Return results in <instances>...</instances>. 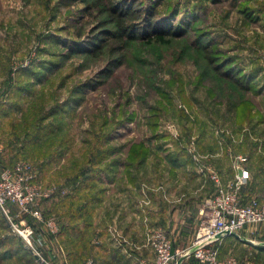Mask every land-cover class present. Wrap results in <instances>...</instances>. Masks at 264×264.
Returning a JSON list of instances; mask_svg holds the SVG:
<instances>
[{"label": "rangeland", "instance_id": "1", "mask_svg": "<svg viewBox=\"0 0 264 264\" xmlns=\"http://www.w3.org/2000/svg\"><path fill=\"white\" fill-rule=\"evenodd\" d=\"M108 1L0 0V171L30 163L41 193L39 217L12 220L32 229V247L0 210V264L108 262L118 254L124 192L147 208L153 258L148 237L161 232L175 259H195L187 251L201 221L193 236L168 233L151 216L152 201H162L164 181L182 185L183 165L218 176V159L221 183H232L229 171L246 161L238 150L260 143L250 134L264 130V0H113L134 2L135 15L157 6L156 30L181 32L148 41L142 24L124 50L106 38L114 29ZM210 50L219 71L205 61ZM233 97L253 103L251 120L250 105L233 109ZM130 148L134 163L146 158L139 168H125ZM257 226L264 223L249 227ZM220 246L240 262L232 246Z\"/></svg>", "mask_w": 264, "mask_h": 264}, {"label": "crops", "instance_id": "2", "mask_svg": "<svg viewBox=\"0 0 264 264\" xmlns=\"http://www.w3.org/2000/svg\"><path fill=\"white\" fill-rule=\"evenodd\" d=\"M250 136L254 140H260V143L258 146L238 150L239 154L246 157V161L241 164V170L235 171L233 169V171H229L228 175L230 179H235V174L236 178L242 174L246 176L240 190L242 204H248L252 199H256L260 205L264 206V130L260 133L250 134ZM213 153H216V149L213 150ZM219 163L222 165L218 159H215L216 165L211 172L218 173L223 182L222 177L223 179L225 177L222 173L226 167L222 169ZM227 169L232 170L228 166ZM181 170L189 172V174L184 175L182 185L180 186L179 182L176 181H164L165 194L159 195L161 199L163 196L162 201H152L151 206L154 209L149 210L148 208V210H155L154 213H150L151 216L155 218L156 223L163 224L168 233L186 237L195 234L201 221L200 210L206 200L215 194L217 183L214 182L211 175L207 177L203 170L201 168L199 170L195 165H183ZM132 197L133 195L127 199L125 192L123 196L121 194L118 196V199H122L119 201L116 215L117 236H119L116 239L119 247L116 250L118 254L103 264H142L153 258V253L147 245L146 230L148 229L142 224V216L144 217V215H142L141 210L144 211L147 208L141 209L136 202V196L129 203ZM239 237L228 236L222 240L221 244L232 246L235 253L238 254L241 264H264V227L242 229ZM229 238H234L236 241H232V243ZM237 240L241 244H237ZM181 243L178 242L180 246H182ZM221 249L222 246L219 250L220 257L225 258ZM178 250L181 251L182 248L180 247ZM183 262L184 264H201L193 258H185Z\"/></svg>", "mask_w": 264, "mask_h": 264}, {"label": "built area", "instance_id": "3", "mask_svg": "<svg viewBox=\"0 0 264 264\" xmlns=\"http://www.w3.org/2000/svg\"><path fill=\"white\" fill-rule=\"evenodd\" d=\"M1 152L0 147V154ZM211 178L217 183L216 192L206 200L200 210L201 228L187 255H192L201 264H241L233 257L221 258L220 243L228 237L227 234H236L239 237L240 231L245 227L264 223V206L256 199L242 204L240 190L246 179L245 175L238 176L227 185H223L216 174ZM39 195L41 193L36 175L30 163L18 162L11 168L0 171V210L10 226L31 247L32 229L20 227L19 223L15 224L12 220L24 214L39 217L40 214L35 209ZM11 207H16L18 212L12 214ZM46 226L52 229L50 222ZM148 241L154 250V258L144 264H179L181 255L174 258L171 242L164 233H152Z\"/></svg>", "mask_w": 264, "mask_h": 264}, {"label": "trees", "instance_id": "4", "mask_svg": "<svg viewBox=\"0 0 264 264\" xmlns=\"http://www.w3.org/2000/svg\"><path fill=\"white\" fill-rule=\"evenodd\" d=\"M133 4H128L126 1H119L115 2L113 0H109L108 3L106 4L107 6L105 7V12L108 15L111 23L114 26V29L112 32H107L106 38L108 39L109 37L114 40L118 44L119 50H124V47L126 46V42L130 39H132L134 36L138 34L140 31V26L143 24L147 26L146 30H149L148 32V41H155L159 43H165L168 42L169 39H166L167 36H180L181 32H175L171 28L167 29V26L163 27V32L164 30L167 32H162L159 30L158 25L160 24L157 19H155L156 14H157V6H151L150 9L143 10L141 13L135 15V10H133ZM152 32V33H150ZM213 53H218L217 50H210L208 52H205V61L209 66H213L215 70L219 71V64L215 62L216 55H211ZM237 84L236 86L246 89L244 85L240 86V82L235 79L234 80ZM236 93V92H235ZM230 103H232L233 109L238 108L239 105H242L246 103L247 105H250V109L248 111V114L244 117L247 121L251 120V110L253 107V103L249 104V101H246L244 99H237V97H233V99L229 100ZM231 108V107H230ZM229 108V109H230ZM236 117V116H235ZM242 118V120L244 119ZM148 151V150H147ZM147 151H144L142 153L143 157H146ZM138 152H136V149L130 148L129 154L127 159L124 162L125 168H129L131 164L134 166V168H139L144 164V160L146 159H141L138 160L134 163L136 156ZM134 163V164H133ZM59 237H62L61 234ZM76 251H71L70 252V259L72 258V254L74 257L76 254L74 253Z\"/></svg>", "mask_w": 264, "mask_h": 264}, {"label": "water", "instance_id": "5", "mask_svg": "<svg viewBox=\"0 0 264 264\" xmlns=\"http://www.w3.org/2000/svg\"><path fill=\"white\" fill-rule=\"evenodd\" d=\"M227 235H228V236L235 237V238H239L238 235H236V234H227ZM37 259L40 260L39 257H37ZM182 261H183V257H181V258L179 259V264H181ZM40 264H44L42 260H40Z\"/></svg>", "mask_w": 264, "mask_h": 264}]
</instances>
